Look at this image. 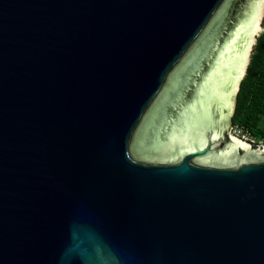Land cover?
Wrapping results in <instances>:
<instances>
[{"label": "water", "instance_id": "water-1", "mask_svg": "<svg viewBox=\"0 0 264 264\" xmlns=\"http://www.w3.org/2000/svg\"><path fill=\"white\" fill-rule=\"evenodd\" d=\"M255 1L0 0V264H264V145L230 137L263 25L200 107Z\"/></svg>", "mask_w": 264, "mask_h": 264}, {"label": "bare ground", "instance_id": "bare-ground-1", "mask_svg": "<svg viewBox=\"0 0 264 264\" xmlns=\"http://www.w3.org/2000/svg\"><path fill=\"white\" fill-rule=\"evenodd\" d=\"M263 8L264 0H256L247 20L242 22L232 35L206 82L204 98L200 101L201 110L210 111L216 102V106L219 105L222 110L231 106V96L237 91L238 84L245 74L255 34L261 28ZM195 121L200 122V116ZM236 143L247 146L238 139Z\"/></svg>", "mask_w": 264, "mask_h": 264}, {"label": "trees", "instance_id": "trees-1", "mask_svg": "<svg viewBox=\"0 0 264 264\" xmlns=\"http://www.w3.org/2000/svg\"><path fill=\"white\" fill-rule=\"evenodd\" d=\"M233 123L246 132L254 144L264 145V29L240 85Z\"/></svg>", "mask_w": 264, "mask_h": 264}, {"label": "flooded vegetation", "instance_id": "flooded-vegetation-1", "mask_svg": "<svg viewBox=\"0 0 264 264\" xmlns=\"http://www.w3.org/2000/svg\"><path fill=\"white\" fill-rule=\"evenodd\" d=\"M236 108V107H235ZM234 113H235V111H234ZM233 116H234V114H233ZM233 116L231 117V128H230V137H236V138H239V139H242V140H244V141H247V142H251L250 140H246V139H244V135L245 134H247L246 132H244L241 128H240V130L238 129L239 127L237 126V125H235L234 123H233ZM234 131H238V132H235L234 133ZM253 143V142H252ZM253 145L255 146V145H258V144H254L253 143Z\"/></svg>", "mask_w": 264, "mask_h": 264}, {"label": "rangeland", "instance_id": "rangeland-1", "mask_svg": "<svg viewBox=\"0 0 264 264\" xmlns=\"http://www.w3.org/2000/svg\"><path fill=\"white\" fill-rule=\"evenodd\" d=\"M262 25H263V20H262V22H261V26H262ZM259 30L261 31L262 28H260ZM251 48H252V47H251ZM254 48H255V46H254ZM250 51H251V50H250ZM253 51H254V49H253ZM249 54H250V53H249ZM238 129L240 130V127H239ZM235 132H238V131H234V133H235ZM249 138H250V137H249L248 134H245V135H244V139H246V140H250ZM251 143H252V141H251ZM252 145H253V143H252ZM254 148H255V146H252V148H250L249 150H250V151H251V150L253 151ZM247 153H248V152H247Z\"/></svg>", "mask_w": 264, "mask_h": 264}]
</instances>
